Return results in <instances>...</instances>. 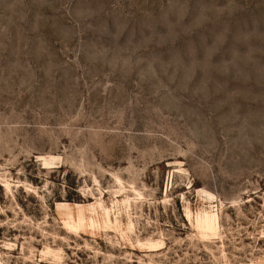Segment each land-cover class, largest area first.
Here are the masks:
<instances>
[{"label":"rangeland","instance_id":"374dc122","mask_svg":"<svg viewBox=\"0 0 264 264\" xmlns=\"http://www.w3.org/2000/svg\"><path fill=\"white\" fill-rule=\"evenodd\" d=\"M0 264H264V0H0Z\"/></svg>","mask_w":264,"mask_h":264},{"label":"bare ground","instance_id":"6f19581e","mask_svg":"<svg viewBox=\"0 0 264 264\" xmlns=\"http://www.w3.org/2000/svg\"><path fill=\"white\" fill-rule=\"evenodd\" d=\"M208 222H209V224H210V222H211V219H209V220H208Z\"/></svg>","mask_w":264,"mask_h":264}]
</instances>
